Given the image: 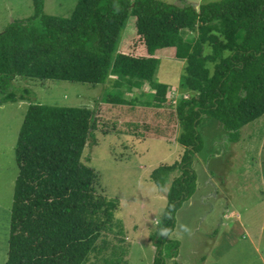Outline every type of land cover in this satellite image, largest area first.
I'll use <instances>...</instances> for the list:
<instances>
[{"label": "trees", "instance_id": "16d2710c", "mask_svg": "<svg viewBox=\"0 0 264 264\" xmlns=\"http://www.w3.org/2000/svg\"><path fill=\"white\" fill-rule=\"evenodd\" d=\"M32 1V16L0 32V104L27 93L17 97L15 78L95 85L115 77L117 89L147 85L156 108L172 106L175 87L155 79L159 57L183 63L178 91L187 98H177L175 116L184 151L149 176L163 190L178 173L165 191L152 264L176 259L179 242L169 236L178 210L196 192L193 164L203 148V117L236 143L240 129L264 115V0H220L197 9L159 0H77L69 17L47 15L44 0ZM130 17L135 33L119 43ZM122 92L105 101L129 103ZM96 121L89 108L27 106L15 146L5 264H126L124 250L113 252V260L101 253L110 247L103 237L122 235L123 226L114 217L118 201L97 192L98 175L82 160L94 144Z\"/></svg>", "mask_w": 264, "mask_h": 264}, {"label": "rangeland", "instance_id": "374dc122", "mask_svg": "<svg viewBox=\"0 0 264 264\" xmlns=\"http://www.w3.org/2000/svg\"><path fill=\"white\" fill-rule=\"evenodd\" d=\"M159 1L197 9L201 4L220 0ZM76 3L77 0H44L43 11L50 16L69 17ZM32 15V0H0V32L9 23ZM133 33L134 19L130 17L119 43ZM183 34L186 38L190 35L188 31ZM182 69V62L159 57L155 79L174 86L172 95L176 100L183 97L178 91ZM116 81L112 77L105 84L95 85L23 78L11 82V87L20 91L18 98L23 90L27 93L23 99L0 104V234L9 220L5 213L11 209L18 173L15 146L27 106L84 107L94 110L97 124L91 140L94 144L85 148L82 160L98 175L97 192L118 201L114 217L123 226L122 235L103 237L110 247L101 253L113 260V252L120 254L124 250L121 259L126 264H152V238L166 206L165 191L178 173L168 177L163 190L149 176L161 164L180 160L184 151L176 141L180 125L175 102L156 108L147 85L128 91L125 87L117 89ZM121 91L129 103L105 101L110 93ZM198 130L203 148L194 158L196 192L178 210L169 236L179 242L178 257H166L165 262L264 264V115L242 127L236 143L227 140L213 119L203 117Z\"/></svg>", "mask_w": 264, "mask_h": 264}, {"label": "crops", "instance_id": "0c3cea01", "mask_svg": "<svg viewBox=\"0 0 264 264\" xmlns=\"http://www.w3.org/2000/svg\"><path fill=\"white\" fill-rule=\"evenodd\" d=\"M211 181L212 179H210V182ZM5 214H7V216L10 219V212L7 211ZM8 233H9V220H8V224L5 227H3V229L1 230V234H0V264H5L6 262L7 247H8Z\"/></svg>", "mask_w": 264, "mask_h": 264}, {"label": "built area", "instance_id": "2783aa9c", "mask_svg": "<svg viewBox=\"0 0 264 264\" xmlns=\"http://www.w3.org/2000/svg\"><path fill=\"white\" fill-rule=\"evenodd\" d=\"M173 97L175 98V96H173ZM183 97H184V98H187V95H184ZM174 100H176V99H173V102L176 103V101H174ZM173 102H172V103H173Z\"/></svg>", "mask_w": 264, "mask_h": 264}]
</instances>
